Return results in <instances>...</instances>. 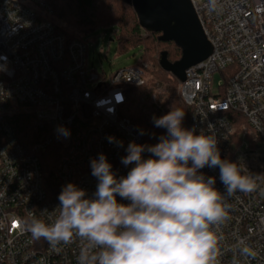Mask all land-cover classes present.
Listing matches in <instances>:
<instances>
[{"label": "built area", "instance_id": "obj_1", "mask_svg": "<svg viewBox=\"0 0 264 264\" xmlns=\"http://www.w3.org/2000/svg\"><path fill=\"white\" fill-rule=\"evenodd\" d=\"M190 1L212 53L181 82L191 109L183 127L200 134L214 125L221 157L261 176L254 192L226 198L228 219L213 229L219 264H264V0ZM145 83L142 62L100 73L89 41L66 33L46 0H0V264H77L79 238L53 249L33 240L25 222L30 214L53 221L68 183L92 197L98 181L90 162L99 154L119 178L133 167L121 163L130 142L157 143L126 114L132 89ZM51 147L59 152L55 184H47L42 161ZM200 171L225 191L218 167ZM243 246L252 254L240 255Z\"/></svg>", "mask_w": 264, "mask_h": 264}, {"label": "clouds", "instance_id": "obj_2", "mask_svg": "<svg viewBox=\"0 0 264 264\" xmlns=\"http://www.w3.org/2000/svg\"><path fill=\"white\" fill-rule=\"evenodd\" d=\"M184 117L181 108L153 117L166 133L155 144H128L121 163L133 167L126 176L117 178L103 153L91 160L98 181L92 197L74 183L63 186L53 221L30 214L25 222L32 239L55 249L79 238L77 264H219L213 229L228 219L226 198L254 192L261 176L245 174L243 165L221 157L214 125L196 134L194 127H183ZM59 131L70 135L63 127ZM205 167L219 168L223 193L215 177L200 171ZM250 254L247 246L240 248V255Z\"/></svg>", "mask_w": 264, "mask_h": 264}, {"label": "trees", "instance_id": "obj_3", "mask_svg": "<svg viewBox=\"0 0 264 264\" xmlns=\"http://www.w3.org/2000/svg\"><path fill=\"white\" fill-rule=\"evenodd\" d=\"M52 7L53 18L71 22L82 32H90L99 27L116 26L120 32L119 47L121 50L129 46L143 48L142 62L159 77L166 79L168 73L162 69L160 58L166 51L168 60L175 62L182 56L181 49L174 42L159 40V33L144 30L139 23L134 8L124 0H46ZM64 31L70 34L64 29ZM74 36V34H70ZM76 36V35H75ZM168 78V77H167ZM175 81L178 78L175 77ZM133 90V89H132ZM171 97L166 105V114L172 109L181 108L185 111L183 125L188 121L191 109L183 100L177 101ZM144 104L140 100L131 98L126 106V114L133 123L143 131L144 137H151L157 141L166 133L163 128L154 126L153 120L146 115ZM147 108V107H146ZM186 121V122H185ZM57 148H49L42 157L43 168L47 184H55L54 169L59 159Z\"/></svg>", "mask_w": 264, "mask_h": 264}, {"label": "water", "instance_id": "obj_4", "mask_svg": "<svg viewBox=\"0 0 264 264\" xmlns=\"http://www.w3.org/2000/svg\"><path fill=\"white\" fill-rule=\"evenodd\" d=\"M130 4L140 26L149 32L159 33V40L174 42L182 51L179 60H168L167 52L161 54L160 65L181 82L186 80V70L200 63L212 53L198 15L190 0H124Z\"/></svg>", "mask_w": 264, "mask_h": 264}, {"label": "rangeland", "instance_id": "obj_5", "mask_svg": "<svg viewBox=\"0 0 264 264\" xmlns=\"http://www.w3.org/2000/svg\"><path fill=\"white\" fill-rule=\"evenodd\" d=\"M53 19L70 34L84 36L89 41V61L100 73L104 71L110 74L119 69L139 65L142 62L143 48L141 45L129 46L125 50L120 49V32L116 26L99 27L86 33L71 22L55 17ZM142 68L145 72L146 83L141 87L134 88L131 98L140 100L144 104L146 115L153 120L154 116L158 118L166 114V105L171 97L177 98L176 103L183 100L180 94L181 81H175V76L172 73L165 75L166 79L159 77L143 62ZM215 78L218 79L219 74ZM145 139L153 141L151 137H145Z\"/></svg>", "mask_w": 264, "mask_h": 264}]
</instances>
